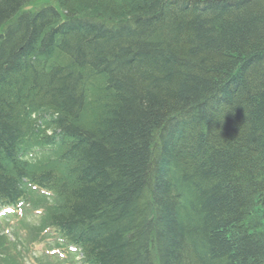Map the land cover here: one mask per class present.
Listing matches in <instances>:
<instances>
[{"label":"trees","instance_id":"1","mask_svg":"<svg viewBox=\"0 0 264 264\" xmlns=\"http://www.w3.org/2000/svg\"><path fill=\"white\" fill-rule=\"evenodd\" d=\"M39 2L0 0V208L64 264H264V0Z\"/></svg>","mask_w":264,"mask_h":264},{"label":"bare ground","instance_id":"2","mask_svg":"<svg viewBox=\"0 0 264 264\" xmlns=\"http://www.w3.org/2000/svg\"><path fill=\"white\" fill-rule=\"evenodd\" d=\"M2 209L0 208V211ZM27 211H22L20 217L23 218L24 215H28ZM25 223V222H23ZM27 224H30L28 221H26ZM33 224V223H31ZM27 236L30 234H37L38 237L41 240H38L37 243H34V256L31 258H22V260L18 264H38L37 263V257L39 254L45 253L49 256H53V262H50V264H64L66 255L68 254L67 251L62 252V253H55L52 250V247L49 245L53 241V238L55 236V232L51 230L50 228H43L41 231H29L26 233ZM12 243V242H10ZM17 247H19L22 251H26V248L23 247L21 244L16 243ZM29 252L33 253L32 249H29ZM11 264H16V263H11Z\"/></svg>","mask_w":264,"mask_h":264},{"label":"rangeland","instance_id":"3","mask_svg":"<svg viewBox=\"0 0 264 264\" xmlns=\"http://www.w3.org/2000/svg\"><path fill=\"white\" fill-rule=\"evenodd\" d=\"M44 0H40L39 4L38 5H44ZM43 3V4H42ZM39 220L38 217H35V216H30L29 219H28V222L31 224V223H35ZM16 240V239H15Z\"/></svg>","mask_w":264,"mask_h":264},{"label":"clouds","instance_id":"4","mask_svg":"<svg viewBox=\"0 0 264 264\" xmlns=\"http://www.w3.org/2000/svg\"><path fill=\"white\" fill-rule=\"evenodd\" d=\"M59 116V113H53V118H56ZM36 118V114H33V119ZM48 134L51 135L52 134V129H48Z\"/></svg>","mask_w":264,"mask_h":264}]
</instances>
